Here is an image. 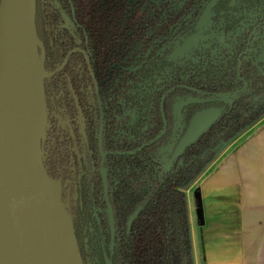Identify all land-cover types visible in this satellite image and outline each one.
Instances as JSON below:
<instances>
[{
    "label": "trees",
    "instance_id": "16d2710c",
    "mask_svg": "<svg viewBox=\"0 0 264 264\" xmlns=\"http://www.w3.org/2000/svg\"><path fill=\"white\" fill-rule=\"evenodd\" d=\"M202 1L34 0L44 72L50 74L71 49L82 47L99 85L102 149L107 154L103 168L115 230L112 253L99 175V112L83 56L71 54L60 73L43 80V165L64 189L63 204L83 264H105L102 244L112 264H193L185 191L227 144L264 116V60L259 53L264 20L252 42L255 52L241 61L240 77L247 88L229 103L213 94L241 87L236 80L239 36L245 38L243 51L251 26L228 52L222 42H215L175 64L164 59L168 43L194 33ZM235 30L234 26L228 32ZM175 85L190 89L179 87L168 94L163 107L166 133L140 149L160 134L159 101ZM177 103H183L184 126L193 112L208 105L218 106L222 115L184 152L181 165L165 168ZM141 204L127 231L129 215Z\"/></svg>",
    "mask_w": 264,
    "mask_h": 264
},
{
    "label": "water",
    "instance_id": "95a60500",
    "mask_svg": "<svg viewBox=\"0 0 264 264\" xmlns=\"http://www.w3.org/2000/svg\"><path fill=\"white\" fill-rule=\"evenodd\" d=\"M30 41L35 44L38 58L44 123L28 148L19 134L15 116L20 71L30 52ZM191 42L186 41L184 46ZM43 64L44 51L34 28V0H0V264H83L63 204L62 187L47 175L43 165V80L62 69L46 74ZM219 116L220 110L215 107L195 112L172 159ZM109 216L112 231L110 210ZM134 217L135 214L130 217L128 225Z\"/></svg>",
    "mask_w": 264,
    "mask_h": 264
},
{
    "label": "crops",
    "instance_id": "0c3cea01",
    "mask_svg": "<svg viewBox=\"0 0 264 264\" xmlns=\"http://www.w3.org/2000/svg\"><path fill=\"white\" fill-rule=\"evenodd\" d=\"M185 195L193 264H264V116Z\"/></svg>",
    "mask_w": 264,
    "mask_h": 264
},
{
    "label": "flooded vegetation",
    "instance_id": "af4514ba",
    "mask_svg": "<svg viewBox=\"0 0 264 264\" xmlns=\"http://www.w3.org/2000/svg\"><path fill=\"white\" fill-rule=\"evenodd\" d=\"M215 1V3H214ZM214 3L213 6L210 7L211 3ZM264 20V0H203L202 3L200 4V9L198 11L197 17L194 21V33L193 34H187L180 40L176 42H170L168 43L164 50L165 56L164 59L168 60L170 62H173L174 64L179 61H183L186 58H190L191 55L196 56L200 50L203 48H210L213 43L215 42H222L224 47L227 49L230 47L232 48L234 44L237 42V37L240 35V33L245 31V28L248 26H251L252 29L250 31V35L246 41V44L244 45V50L242 51L243 48H241L242 43L245 42V38L243 36H239L241 38V43L238 48V53H237V64H236V80L237 82L241 85H235V90L231 92H221V93H215L213 96L218 99L225 100L226 102H230L229 98L232 96H235L243 91L246 90L247 88V82L243 80L240 77V65L241 61L243 58L249 59L251 53L255 52V48H252V42L253 40L255 41L256 38L259 36V28L261 27L262 23L261 21ZM236 27L235 32L229 33V29L231 27ZM230 35H233V39H230ZM188 40H192L191 43L188 45L184 46L185 42ZM233 40V41H230ZM259 53L260 57L264 60V41L259 44ZM258 47V48H259ZM205 49V50H206ZM199 50V51H198ZM44 51V49H43ZM228 52V51H227ZM73 53H79L83 56L84 62L86 69L89 73V76L91 78L93 88H94V93H95V98L97 102V108L99 112V130H98V136H97V147H98V153L100 156V162H99V175L103 187V201L105 203L106 207V212L108 216V225H109V234H110V245H109V250L112 253L113 250V245H114V218H113V212L112 208L110 205L109 201V196H108V188H107V182H106V170L103 168V162L105 157L107 156L106 153L103 152L102 149V138H103V117H102V105H101V99H100V91H99V85L98 82L95 78V75L92 71L90 59L86 53V51L82 47H75L71 49L66 57L64 58L63 62L59 67H57L54 71H52L50 74L54 73L56 70L62 69L59 72H56L53 76H50V78L54 77L56 74L60 73L65 66L67 65L68 57L73 54ZM231 53V52H230ZM232 54V53H231ZM44 58H45V53H44ZM258 65V63L256 64ZM262 67V65H261ZM261 69V68H259ZM49 78V77H47ZM183 87L186 89H190L186 86L183 85H175L165 91L163 95L160 98L159 101V112L161 115L162 119V130L160 134L155 137L153 140H151L149 143L143 144L140 149L145 148L148 145H151L155 142H157L165 133L167 130V119L163 111L164 107V102L168 94L171 92L175 91L177 88ZM195 94L197 95H204V96H210L212 94H209L207 92H201L197 90H192ZM193 101H198V102H206V99H192ZM183 106V103H177L176 108L174 110V119H173V126H172V139L170 141V144L168 147L165 149V151H168L169 153V158L167 165L165 168L171 167L174 163H178L181 165V161L179 160L180 157L184 154V152L191 147L194 143L200 140V138L205 134V132L210 129L221 117L222 111L218 106L214 105H208L202 108L197 109L195 112L205 109V108H210V107H215L220 110V116L218 119L210 126L208 127L198 138L195 140L193 143L188 145L179 155H177L174 159H172L173 153L175 152L182 136L186 132L189 122L195 112H193L188 124L186 126L183 125L182 119H181V108ZM82 133V130H81ZM230 144V143H229ZM229 144H227L225 147H227ZM224 147V148H225ZM223 148V149H224ZM222 149V150H223ZM221 150V151H222ZM138 152V149L132 153L128 154H136ZM172 159V160H171ZM194 182H192L190 185H192ZM189 185V186H190ZM63 190V197H64V189ZM143 204L139 205L138 207L135 208V210L129 215L127 221H126V230L129 231L132 222L135 220L137 217L138 213L142 209ZM109 210L111 212L112 216V225L113 229L111 231V226H110V216H109ZM135 214V217L131 221V223L128 225V221L132 215ZM77 241V240H76ZM191 241V239H190ZM78 245V243H77ZM79 248V247H78ZM101 250L103 254V259L105 264H107V261H110L112 264V261L110 258H108L105 247L102 244L101 245ZM80 252V250H79ZM81 255V254H80ZM82 259V258H81ZM83 262V261H82Z\"/></svg>",
    "mask_w": 264,
    "mask_h": 264
},
{
    "label": "bare ground",
    "instance_id": "6f19581e",
    "mask_svg": "<svg viewBox=\"0 0 264 264\" xmlns=\"http://www.w3.org/2000/svg\"><path fill=\"white\" fill-rule=\"evenodd\" d=\"M30 52L21 66L16 96V126L25 145L31 147L42 130L44 113L41 78L37 72L38 58L35 44L30 41Z\"/></svg>",
    "mask_w": 264,
    "mask_h": 264
},
{
    "label": "rangeland",
    "instance_id": "374dc122",
    "mask_svg": "<svg viewBox=\"0 0 264 264\" xmlns=\"http://www.w3.org/2000/svg\"><path fill=\"white\" fill-rule=\"evenodd\" d=\"M192 196H193V194H192ZM193 198H194V206H195V204H196V203H195V195L193 196ZM192 201H193V200H192ZM194 206H193V207H194ZM194 210H195V208H194ZM196 212H197V211H196ZM194 215H195V213H194Z\"/></svg>",
    "mask_w": 264,
    "mask_h": 264
}]
</instances>
